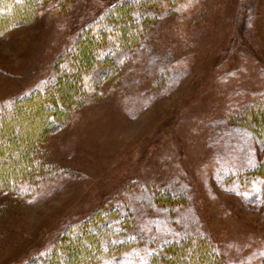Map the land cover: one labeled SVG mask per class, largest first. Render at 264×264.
Listing matches in <instances>:
<instances>
[{
	"label": "rangeland",
	"instance_id": "1",
	"mask_svg": "<svg viewBox=\"0 0 264 264\" xmlns=\"http://www.w3.org/2000/svg\"><path fill=\"white\" fill-rule=\"evenodd\" d=\"M123 1L47 0L0 33V108L46 86ZM153 4L139 41L108 78L83 74L90 97L43 138L52 168L0 188V264L47 255L70 226L116 207L137 238L111 264H145L192 233L227 264H264V184L246 180L264 148L237 124L264 98V0Z\"/></svg>",
	"mask_w": 264,
	"mask_h": 264
},
{
	"label": "trees",
	"instance_id": "2",
	"mask_svg": "<svg viewBox=\"0 0 264 264\" xmlns=\"http://www.w3.org/2000/svg\"><path fill=\"white\" fill-rule=\"evenodd\" d=\"M46 1L0 0V33L32 21ZM159 1L163 0H126L110 5V11L101 16L97 31L89 29L85 38L79 39L76 54L74 51L72 55L64 54L60 70L46 86L10 105L1 106L0 188L36 181L42 177L43 170L52 168L40 154L41 142L46 135L64 127L72 109L86 103L90 97L94 84L80 88L83 74L98 83L99 79L108 78L119 65V60L139 41L145 23L152 18V6L156 5L153 3ZM249 107L246 109L248 113L242 112V120L237 124L243 125L264 148V98ZM251 178L264 184V156L257 167L249 170L246 180ZM173 198L175 203L176 196ZM134 227L129 209L102 210L70 226L47 255H39L28 264L117 263L124 257L121 253L126 241L135 242L137 238ZM145 264L227 263L210 239L192 233L164 242Z\"/></svg>",
	"mask_w": 264,
	"mask_h": 264
}]
</instances>
